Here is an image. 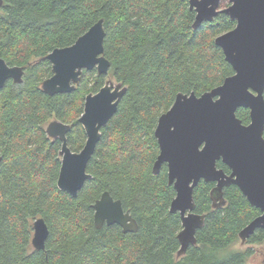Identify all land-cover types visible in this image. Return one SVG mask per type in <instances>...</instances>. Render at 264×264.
<instances>
[{
  "label": "trees",
  "instance_id": "1",
  "mask_svg": "<svg viewBox=\"0 0 264 264\" xmlns=\"http://www.w3.org/2000/svg\"><path fill=\"white\" fill-rule=\"evenodd\" d=\"M194 17L186 0H3L0 57L25 66V74L22 83L8 81L0 90V264H246L251 248L230 247L260 210L239 188L225 186V203L213 206L214 183L198 182L194 211L204 215V223L196 244L178 255L181 219L169 210L175 191L166 165L152 170L159 152L157 120L176 94L200 95L233 73L214 42L233 21L222 13L194 29ZM100 18L107 76L127 89L100 129L87 164L91 178L73 197L57 186L60 142L47 136L45 125L52 118L70 123L68 145L81 149L84 97L106 75L85 70L75 90L48 95L41 83L52 71L43 57L72 44ZM236 115L249 123L247 108ZM217 166L229 172L221 161ZM104 191L136 219L135 232L118 224L95 227L92 204ZM37 217L49 229L44 250L31 245ZM263 239L264 230L257 229L246 242Z\"/></svg>",
  "mask_w": 264,
  "mask_h": 264
},
{
  "label": "water",
  "instance_id": "2",
  "mask_svg": "<svg viewBox=\"0 0 264 264\" xmlns=\"http://www.w3.org/2000/svg\"><path fill=\"white\" fill-rule=\"evenodd\" d=\"M219 1L189 0L190 9L196 11L194 29L204 21L213 20ZM229 1L231 5L223 12L236 20V25L217 35L214 42L221 48L233 73L200 95L177 93L172 105L158 117L154 130L159 153L152 170L158 173L166 164L168 183L175 191L169 210L178 212L181 219L178 255L183 254L188 245L196 244V232L204 223V215L194 211L193 189L200 180L215 182L210 196L218 197L220 204L225 203L223 188L234 184L249 203L260 210V214L239 231L242 242L256 229H264V0ZM2 3L0 0V6ZM104 37L100 18L72 44L50 51L44 58L51 63L52 75L41 83L43 92L54 95L73 91L83 69L96 68L98 74H108L110 61L104 55ZM22 75L21 66H9L0 57V89L7 79L22 82ZM126 89L122 82L107 78L98 91L85 96L78 120L86 140L78 152L71 151L67 145L69 124L56 119L48 123L47 134L62 142L57 177L60 190L75 197L91 178L87 164L100 139V129L116 112ZM240 107L249 110L247 124L236 115ZM218 160L229 168V173L217 167ZM92 208L96 228L118 224L124 232L138 229L136 219L123 208L121 200L108 191L101 193ZM48 233L45 220L35 218L32 247L44 250Z\"/></svg>",
  "mask_w": 264,
  "mask_h": 264
},
{
  "label": "flooded vegetation",
  "instance_id": "3",
  "mask_svg": "<svg viewBox=\"0 0 264 264\" xmlns=\"http://www.w3.org/2000/svg\"><path fill=\"white\" fill-rule=\"evenodd\" d=\"M187 2H188V4H189V0H186ZM231 5V2L229 1V0H220L219 2H218V5H217V7H216V11H218V13L213 17V20L217 17V15H219V14H225V15H227L228 17H229V19L231 20V21H233V23H234V25H233V27L232 28H230V29H228V30H231V29H233L234 27H235V25H236V20H233V19H231L230 18V16L227 14V13H225V12H223V10L224 9H226L227 7H229ZM189 8H190V5H189ZM194 12H195V15H196V11H195V9L193 8L192 9ZM194 19H195V17H194ZM213 20H211V21H213ZM205 22V21H204ZM228 30H225V31H223V32H221V33H224V32H226V31H228ZM220 33V34H221ZM219 35V34H218ZM45 57V56H44ZM43 57V58H44ZM44 59H46V58H44ZM48 60V59H47ZM49 61V60H48ZM7 63V62H6ZM8 64V63H7ZM51 64V63H50ZM9 66H19V65H10V64H8ZM22 68H23V75H22V82H23V79H24V74H25V66H21ZM93 69H96V68H93ZM86 69H83L82 70V73H83V71H85ZM51 71H52V68H51ZM97 71V70H96ZM82 73H81V77H82ZM98 73V72H97ZM52 75V74H51ZM50 75V76H51ZM100 75H103V74H100ZM50 76H48V77H50ZM48 77H46V78H48ZM81 77H80V81H81ZM45 78V79H46ZM107 78H110V77H108L107 76V74H106V78H105V80H104V83H105V81H106V79ZM45 79H43V80H45ZM8 81H11L12 83H15V84H20V83H22V82H14L12 79H7L6 80V82H5V84L8 82ZM80 81H79V83H80ZM43 82V81H42ZM79 83L76 85V87L79 85ZM104 83H103V85H104ZM5 84H4V86H5ZM102 85V86H103ZM3 86V87H4ZM101 86V87H102ZM2 87V88H3ZM1 88V89H2ZM0 89V90H1ZM42 89V88H41ZM76 89V88H75ZM74 89V90H75ZM100 89V88H99ZM98 89V90H99ZM97 90V91H98ZM72 92V91H71ZM96 92V91H95ZM95 92H92V93H95ZM45 93V92H44ZM67 93H70V92H67ZM88 93H90V92H88ZM87 93V94H88ZM57 94H60V93H57ZM86 94V95H87ZM49 95V94H48ZM54 95H56V94H54ZM85 95V96H86ZM84 101H85V97H84ZM84 101H83V107H84ZM82 112H83V109H82ZM82 112H81V114H82ZM80 114V115H81ZM80 117V116H79ZM79 117H78V119H79ZM56 118H52V119H50L47 123H46V125H45V132H46V127H47V125H48V123L50 122V121H52V120H55ZM56 120H59V119H56ZM59 121H61V120H59ZM61 122H63V121H61ZM78 122H79V120H78ZM63 123H66V124H69L70 125V129H69V131L66 133V138H67V145H68V133L70 132V130H71V128H72V125L70 124V123H67V122H63ZM80 123V122H79ZM80 125H81V123H80ZM82 126V125H81ZM83 127V126H82ZM103 127V126H102ZM84 129V128H83ZM85 132V131H84ZM101 132V131H100ZM46 134H47V132H46ZM47 136L51 139V140H57V141H59L60 142V148H59V150H58V154H59V158H60V166H61V155H60V153H59V151H60V149H61V144H62V142L58 139V138H52V137H50L48 134H47ZM85 137H86V134H85ZM156 138V137H155ZM85 140H86V138H85ZM157 140V139H156ZM85 143V142H84ZM84 145V144H83ZM68 147L70 148V146L68 145ZM83 147V146H82ZM159 147V146H158ZM70 150L71 151H73V152H78L79 150H77V151H75V150H72L71 148H70ZM159 153V152H158ZM1 157V156H0ZM1 160H2V157H1ZM218 161H221V160H218ZM217 161V162H218ZM0 164H1V162H0ZM224 164V163H223ZM163 165H166V164H163ZM162 167V166H161ZM167 167V166H166ZM218 167V166H217ZM218 168H221V167H218ZM59 169H60V167H59ZM223 169V168H222ZM224 170V169H223ZM225 171V170H224ZM230 171V170H229ZM226 172V171H225ZM58 173H59V171H58ZM226 173H229V172H226ZM57 177H58V175H57ZM214 183V186H215V182H213ZM173 186V185H172ZM213 186V187H214ZM212 187V188H213ZM212 190V189H211ZM211 192V191H210ZM217 200V201H216ZM212 201H213V206H218V205H222V204H220V199L218 198V197H216L215 198V196H214V199L212 198ZM216 204V205H215ZM197 213V212H196ZM260 214V213H259ZM258 214V215H259ZM258 229H261V228H258ZM257 230V229H256ZM264 230V229H263ZM264 240V239H263Z\"/></svg>",
  "mask_w": 264,
  "mask_h": 264
},
{
  "label": "rangeland",
  "instance_id": "4",
  "mask_svg": "<svg viewBox=\"0 0 264 264\" xmlns=\"http://www.w3.org/2000/svg\"><path fill=\"white\" fill-rule=\"evenodd\" d=\"M111 79L114 80L113 78ZM248 248H251L252 253L247 257L246 264H264L263 241L259 243H247L246 241L242 242L241 239L238 237V239L230 247V249L234 251H244Z\"/></svg>",
  "mask_w": 264,
  "mask_h": 264
}]
</instances>
